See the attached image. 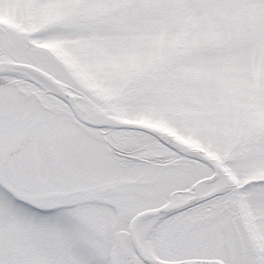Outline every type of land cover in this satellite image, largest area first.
I'll return each instance as SVG.
<instances>
[{
  "label": "snow or ice",
  "instance_id": "6c2138e0",
  "mask_svg": "<svg viewBox=\"0 0 264 264\" xmlns=\"http://www.w3.org/2000/svg\"><path fill=\"white\" fill-rule=\"evenodd\" d=\"M0 264H264V0H0Z\"/></svg>",
  "mask_w": 264,
  "mask_h": 264
}]
</instances>
